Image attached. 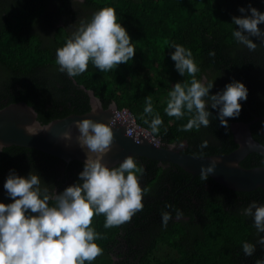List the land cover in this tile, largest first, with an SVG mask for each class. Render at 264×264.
<instances>
[{
    "label": "trees",
    "instance_id": "obj_1",
    "mask_svg": "<svg viewBox=\"0 0 264 264\" xmlns=\"http://www.w3.org/2000/svg\"><path fill=\"white\" fill-rule=\"evenodd\" d=\"M249 5L264 13V0H0V109L26 102L42 124L82 114L90 109L82 85L94 92L103 108L115 102L118 110L127 109L159 145L183 142L179 150L197 156L201 152L203 156L229 153L236 148L230 124L264 116V44L250 37L257 48L249 51L232 36L238 29L232 17L250 15ZM103 7L115 8L117 22L127 30L136 48L133 59L108 72H100L89 62L87 71L75 78L59 72L56 49L65 44L80 20L89 19ZM241 7L245 13L238 11ZM258 27L264 31V24ZM172 42L191 50L200 69L196 78L213 81L210 95L222 91L232 80L248 89L247 100L240 101L239 116L226 118L227 130L211 107L210 126L189 132L179 130L187 122V115L177 120L165 114L172 86L191 79L175 70L169 54L174 49L168 47ZM210 51L215 55L210 56ZM151 72L168 75L171 86L167 91L162 83L153 90L145 87ZM148 96L154 113L163 120L159 135H153L141 118ZM250 131L254 140L264 145V119L253 121ZM203 141H207V147L201 149ZM134 159L145 169L140 186L149 189L143 197V210L130 222L109 229L103 227V215L92 218L91 226L103 236L96 241L103 254L91 264H254L264 259V247L256 243L264 233L257 234L253 219L243 214L252 201L264 204V188L235 191L209 176L202 181L199 174L192 176L175 164ZM261 161L264 155L250 153L240 165L264 166ZM82 169L83 163L77 160L65 162L31 148L4 147L0 153V203L12 202L3 188L10 170L23 177L29 172L38 174L41 187H47L50 193L56 188L59 193L78 182ZM165 205L184 213L177 220L173 211L166 229L161 226V212L172 209ZM243 242L256 246L251 257L244 255ZM158 245L169 246L175 256H153Z\"/></svg>",
    "mask_w": 264,
    "mask_h": 264
},
{
    "label": "clouds",
    "instance_id": "obj_2",
    "mask_svg": "<svg viewBox=\"0 0 264 264\" xmlns=\"http://www.w3.org/2000/svg\"><path fill=\"white\" fill-rule=\"evenodd\" d=\"M238 11L245 13L246 9L241 7ZM247 12L250 15L232 17V24L238 26L232 36L249 51H255L257 44L250 37H256L264 44V31L258 27L264 24V13L251 5ZM168 47L174 49L169 54L175 70L182 77L187 73L191 79L172 86L167 93L165 114L177 120L187 115V122L179 130L189 132L210 126L212 113L208 108L211 107L217 110L216 119L227 130L226 118H237L241 112L240 101L247 100L246 86L232 80L222 91L210 95L213 81L196 78L200 69L191 50L175 42L169 43ZM135 51L127 30L117 22L115 8L103 7L89 19L79 21L65 44L56 49L55 63L59 72L75 78L87 71L89 62L100 72L115 70L120 64L132 60ZM209 55L214 56L215 53L210 51ZM100 107L97 103L92 112ZM31 112L33 116L36 113L33 109ZM141 118L153 135H159L163 120L158 112L154 113L151 96L145 97ZM50 125L34 120L25 125L24 131L29 136H35L42 131L47 132ZM73 126L79 132L77 146L87 149L78 182L59 193H50L47 187H41L42 179L38 174L29 172L27 177H23L15 170L9 171L3 188L12 202L0 203V264H91L103 254V249L96 243L103 236L91 226L92 218L103 215V227L109 229L130 222L136 213L143 210V197L149 191L140 186L144 167L138 165L133 156L125 157L118 166L111 168L102 162L114 140L111 123L86 118L74 122ZM62 139L71 141V133H63ZM65 146L68 147V144L65 143ZM4 147L0 144V151ZM199 147L206 148L207 141ZM261 163L264 164V161ZM214 169L215 163L202 166L201 180L206 181ZM50 200L54 204L50 205ZM165 207L172 209L161 212V226L166 229L173 218V211L177 220L184 213L172 205ZM243 214L253 219L257 234L264 233V204L252 201L243 209ZM256 243L264 247V236H260ZM242 251L245 256L251 257L256 246L243 242ZM254 264H264V259H257Z\"/></svg>",
    "mask_w": 264,
    "mask_h": 264
},
{
    "label": "water",
    "instance_id": "obj_3",
    "mask_svg": "<svg viewBox=\"0 0 264 264\" xmlns=\"http://www.w3.org/2000/svg\"><path fill=\"white\" fill-rule=\"evenodd\" d=\"M80 88L89 98L90 109L82 114H69L63 118L51 120L46 123L51 124L49 130L42 131L35 136H29L24 131L25 125L33 123L34 120L38 121L37 113L32 115L33 107L26 102L19 101L1 108L0 144L5 147L19 146L39 150L65 162L77 160L83 163L87 149L82 150L77 146L76 137L79 132L73 125L74 122L87 118L105 124L111 123L114 140L111 150L102 161L109 168L118 165L127 156H136L152 159L160 164H175L195 176L200 174L202 166L207 167L215 163L214 172L209 174V177L222 186L235 191L264 188V166L245 168L240 165V162L250 153L264 155V145L254 140L250 131V124L257 119H264V116L255 117L251 122H232L230 129L236 148L226 154L201 157L181 152L179 149L184 147L183 142L178 145H159L158 140L152 137L149 132L134 124L133 116L128 110H118L115 102L110 104L111 108H109L110 105L103 108L100 99L95 96L92 90L86 89L82 85ZM97 103L101 107L93 113L92 108ZM65 132L71 133V141L66 142L62 139ZM65 143L68 144V147L65 146Z\"/></svg>",
    "mask_w": 264,
    "mask_h": 264
},
{
    "label": "rangeland",
    "instance_id": "obj_4",
    "mask_svg": "<svg viewBox=\"0 0 264 264\" xmlns=\"http://www.w3.org/2000/svg\"><path fill=\"white\" fill-rule=\"evenodd\" d=\"M164 84L163 90L167 91L169 87L171 86V83L168 80V75L167 74H160L159 72H151L150 73V79L149 81L145 84V87L148 90H153L159 86V84ZM164 100V96L162 97V100ZM153 256L165 259V258H173L175 256V251L170 248L167 245H159L155 251L153 252Z\"/></svg>",
    "mask_w": 264,
    "mask_h": 264
},
{
    "label": "built area",
    "instance_id": "obj_5",
    "mask_svg": "<svg viewBox=\"0 0 264 264\" xmlns=\"http://www.w3.org/2000/svg\"><path fill=\"white\" fill-rule=\"evenodd\" d=\"M123 109H125V108H123ZM127 110V109H126ZM133 120H134V124H136V122H135V119L133 118ZM137 125V124H136Z\"/></svg>",
    "mask_w": 264,
    "mask_h": 264
},
{
    "label": "flooded vegetation",
    "instance_id": "obj_6",
    "mask_svg": "<svg viewBox=\"0 0 264 264\" xmlns=\"http://www.w3.org/2000/svg\"><path fill=\"white\" fill-rule=\"evenodd\" d=\"M55 191L57 192V189L56 188L54 189V193H55Z\"/></svg>",
    "mask_w": 264,
    "mask_h": 264
}]
</instances>
